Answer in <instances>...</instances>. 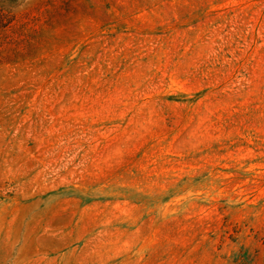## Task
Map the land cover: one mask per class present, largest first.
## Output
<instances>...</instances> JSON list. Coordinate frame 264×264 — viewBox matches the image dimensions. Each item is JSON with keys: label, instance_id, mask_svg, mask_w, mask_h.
I'll return each mask as SVG.
<instances>
[{"label": "rangeland", "instance_id": "obj_1", "mask_svg": "<svg viewBox=\"0 0 264 264\" xmlns=\"http://www.w3.org/2000/svg\"><path fill=\"white\" fill-rule=\"evenodd\" d=\"M0 264H264V0H0Z\"/></svg>", "mask_w": 264, "mask_h": 264}]
</instances>
